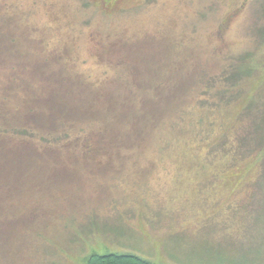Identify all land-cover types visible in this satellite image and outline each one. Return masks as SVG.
Here are the masks:
<instances>
[{"label": "rangeland", "instance_id": "374dc122", "mask_svg": "<svg viewBox=\"0 0 264 264\" xmlns=\"http://www.w3.org/2000/svg\"><path fill=\"white\" fill-rule=\"evenodd\" d=\"M96 1L0 0V20L27 33L19 44L8 46H20L21 53L0 61L7 67L22 65L33 54L60 60L54 68L91 85L84 91L87 101L100 98L92 88L105 79L125 83L116 89V100L133 78L153 85L183 79L187 84L174 90L177 106L157 115L156 126L131 157L25 162L0 169V180L16 184L9 190L0 186V219H11L0 264H86L93 252L137 254L155 264H264V176L252 182L256 189L249 195L246 188L235 190L241 179L219 176L214 158L204 157L210 151L204 138L227 120L222 110L228 104L218 105L223 109L216 116L201 121L192 98L199 79L217 78L228 63H245L252 70L243 80H233L231 109L236 111L248 95L264 104V36L255 40L252 27L256 21L264 27V0ZM116 39L123 44L146 39L150 57L138 75L127 74L129 63L118 65L108 58L118 52L108 49ZM24 42L35 53L24 50ZM38 73L36 68L34 78H19L16 100L22 96L20 85L33 86ZM9 74L0 71L3 78ZM13 99L10 105L16 108ZM92 118L103 114L78 122L86 119L88 126Z\"/></svg>", "mask_w": 264, "mask_h": 264}, {"label": "trees", "instance_id": "16d2710c", "mask_svg": "<svg viewBox=\"0 0 264 264\" xmlns=\"http://www.w3.org/2000/svg\"><path fill=\"white\" fill-rule=\"evenodd\" d=\"M111 1L96 2L109 5ZM118 2L120 1L116 0L115 3ZM113 6L117 7V4ZM121 6H118L116 10H123ZM5 24L3 20H0V59L3 56L13 57L15 51L17 54L21 53L20 46L12 49L8 46L19 44L22 41L21 38L25 39L24 36L27 34L18 33ZM257 24L256 21L252 26L256 27L254 38L260 40V37L264 36V27L259 28ZM149 37L148 35L145 38ZM152 37L150 44L155 45ZM146 39L125 44L120 41L122 39L118 42L116 39V43L113 42L114 47L108 49L112 51L116 49L118 52L115 51L117 52L115 56L111 54L108 58L118 65L129 63L127 74L138 75L150 57L145 44ZM23 46L24 50L35 53L33 45L29 42L27 44L24 42ZM97 49L100 50V47ZM33 55L35 56V58L32 57L33 60L23 62L22 65L9 64L10 67H7L8 63L5 65L0 61V71L6 70V73H10L4 78L0 75V169H8V164L19 167L25 162L75 164V162L86 163L131 157L135 154L133 153L135 149L140 150L141 142L156 126L154 122L157 115L166 111L163 109L173 103L177 106L175 100L172 102L177 95L174 90L183 88L187 84L185 79L170 85L162 81L153 85L152 81L133 78L131 87L127 88L128 91L126 87L129 81L126 82L125 90L123 89L125 94L116 100L115 92L125 83L116 81L112 84L105 79L92 88V92L98 93L100 98L87 101L84 91L90 89L91 85L88 82L79 84L74 77L54 68L53 64L60 60H51L49 56L46 58ZM161 56L162 53L154 59H160ZM242 62H244L243 59ZM228 64L221 68L217 78L205 77V81L199 79V86L197 85L198 88L200 87L199 91H196L192 98L197 110L200 111L201 121H205L208 116H216L218 111L223 109L218 105L222 107L225 103L228 104L222 110L227 120H223L215 132H212L208 138H204L210 150L204 157L214 158L216 167L219 165L217 169L220 170L221 178L227 181L241 179L235 190L241 187L246 188V195H249L250 192L254 194L256 189L252 182L257 177L264 176V104L259 105L248 95V99L241 100L235 105L236 111L231 109L230 104L233 98L231 86L235 84L233 80H243L251 73L252 68L245 66V63L233 65V67L230 63ZM46 66L50 68L45 69ZM36 68H39L40 74L38 73L34 82H31L33 86L27 85L26 89L20 85L19 94L22 96L16 100L18 86L15 90V84L22 77L34 78L33 70ZM176 68L171 66L170 70ZM150 88L156 92L154 96H152L153 93L149 94ZM163 88L166 90L170 88L172 92L166 94ZM187 94L191 96L189 91ZM13 97L16 108L10 105ZM97 112L103 114V118L90 119L88 126L84 123L86 119L81 123L78 122ZM121 118L123 123L120 121ZM254 169L257 171L254 173L255 177L249 178L247 173ZM245 179H248V182ZM1 185L6 186L8 190L16 188V184L13 183L15 187H12L3 179L0 180ZM32 221L34 222L31 227L34 226L35 219ZM10 222L11 219L5 222L0 219V247L6 232H9ZM86 260V264H155L148 258L126 252L101 254L93 252Z\"/></svg>", "mask_w": 264, "mask_h": 264}]
</instances>
